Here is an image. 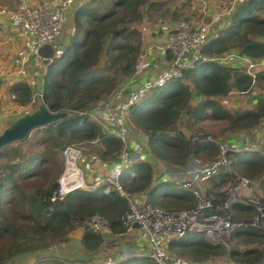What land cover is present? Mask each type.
Masks as SVG:
<instances>
[{
    "label": "trees",
    "instance_id": "16d2710c",
    "mask_svg": "<svg viewBox=\"0 0 264 264\" xmlns=\"http://www.w3.org/2000/svg\"><path fill=\"white\" fill-rule=\"evenodd\" d=\"M164 5L162 0H85L74 13L72 31L64 49L58 54H55L53 44L42 49L47 59H51L44 77L41 101L51 110L68 111L69 115L39 127L42 135L38 145L43 148L23 153L21 148L8 144L0 149V156H11L3 164L4 171L0 174V240L5 239L9 243L5 251L0 252V262L46 249L53 239L65 241L81 226L85 228L82 236L84 246L96 249L103 243L104 233L96 232L88 225V220L95 213L105 215L115 232L124 229L120 218L128 207V201L115 189L108 192L105 186L76 189L59 203L51 202L49 196L58 186L62 171L61 164L55 171V164L59 163V148L68 143L99 138L98 146L91 153L105 161L118 159L122 141L106 133L87 111L104 97L105 92H112L123 77L139 69L143 36L135 23L143 18L145 11L152 13L151 10L161 9ZM173 14L176 18L181 12L175 10ZM231 18L229 26L217 34L212 35L211 32L204 48L206 60L186 70L184 78L171 79L131 108V121L145 136L150 152L168 163L187 164L193 159L204 161L203 158H215L219 152L217 143H195L184 132L179 126L183 111L197 121H227V128L231 130L250 128L264 121V94L253 108L245 109H230L220 99L234 89L250 91L256 82L264 80V68L257 72L254 80L241 67L214 59L229 49L264 58V0H241ZM104 53L106 57L101 66L99 63ZM186 79L193 82V86ZM193 90L200 92L203 98L191 107ZM10 92L19 105L32 101L34 94L26 80L14 81ZM229 158L232 170L221 174V180L216 181L215 186L235 180V172L241 170L250 176H262L264 187V156L259 151L229 152ZM40 176L47 178L43 182L39 178L36 183L29 184L31 178ZM121 179L129 192L148 190L149 200L153 203L169 208L195 204V195L174 180L155 182L152 161H134L125 168ZM233 207L250 215L255 211L249 204L236 203ZM197 233L188 232L183 237H175L169 247L181 249L179 252L202 264H209L206 262L208 258L226 252L237 260L264 264L263 247H235L227 251L223 245L210 242ZM194 235L199 237L196 241ZM234 235H246L264 243V230L253 225L239 226ZM185 245L184 251L182 247ZM35 264L73 263L57 256H42ZM118 264L158 263L148 255H134Z\"/></svg>",
    "mask_w": 264,
    "mask_h": 264
},
{
    "label": "built area",
    "instance_id": "2783aa9c",
    "mask_svg": "<svg viewBox=\"0 0 264 264\" xmlns=\"http://www.w3.org/2000/svg\"><path fill=\"white\" fill-rule=\"evenodd\" d=\"M77 0H16L14 5H0V25L8 19L16 27V34L23 38L25 54L15 58V62L24 64L33 56L44 62L47 57L42 49L54 44L63 36L69 16L74 13ZM207 7L208 0H200ZM73 9V10H72ZM219 13L216 14L218 17ZM212 22H195L180 19L168 26L165 41L160 46L161 52L169 56L168 62L158 76L137 87H130L129 82H119L114 90L101 98L98 103L88 109L89 116L98 122L106 133L117 136L123 143L114 167L102 174L88 178L80 160L84 150L75 144L63 149L65 169L58 186L49 199L53 203L63 202L68 193L76 189H96L105 186V191L117 190L128 201V207L120 220L124 226L122 234H128L139 226L147 236L150 256L158 264H175L170 250V241L183 237L188 232H198L208 241L229 246L239 226L253 225L261 230L264 225V200L255 192L257 186L247 176H238L230 183L225 192H208L201 182L207 178L221 174L225 169L231 170L229 152L257 150L264 156V144L253 142L238 143L211 134H197L193 140L213 141L219 145V154L209 161L193 159L187 164L172 165L170 179L195 195V204L183 208H167L149 200L148 190L129 192L121 179L122 173L137 160H147L150 149L145 136L131 121V108L139 100L155 89L167 84L173 78H184L185 71L193 68L199 61L207 59L205 45L210 39ZM214 59L235 63L246 73L256 78L257 72L264 68V58L253 57L240 51L229 49L218 54ZM137 69L136 72H139ZM232 92H238L233 90ZM231 92V93H232ZM42 95V90L36 92ZM185 115L183 112L181 117ZM99 138L93 140L97 143ZM232 181V180H231ZM236 203L254 206L251 216L237 218L230 211ZM88 225L96 232L112 231L109 219L95 213L90 217ZM136 252L125 247L115 253L101 255L95 259L66 260L73 264H118L120 261L134 256ZM209 264H219L209 262ZM225 264H253L247 260L228 257Z\"/></svg>",
    "mask_w": 264,
    "mask_h": 264
},
{
    "label": "crops",
    "instance_id": "0c3cea01",
    "mask_svg": "<svg viewBox=\"0 0 264 264\" xmlns=\"http://www.w3.org/2000/svg\"><path fill=\"white\" fill-rule=\"evenodd\" d=\"M35 2H39L42 0H34ZM85 0H77L78 4H82ZM241 0H208L207 7L204 8L203 4L200 0L190 1L191 3V13L192 20L195 22H202L204 20L209 21L210 17H212V26L211 32L213 34L219 33L222 29L229 26L232 22L231 14L234 11V8L239 4ZM13 3V4H12ZM16 0H12V2L6 0H0V5H14ZM181 8L178 5L173 4L170 5V9L174 12L178 10V12H183V10L187 7V5L180 4ZM173 7V8H172ZM183 7V8H182ZM73 10V9H72ZM75 10V9H74ZM188 10V8H187ZM190 11V10H189ZM152 13H148L145 11L143 18L135 23L143 36L142 43V52L139 56V72H135L132 75L125 76L121 81L129 82L130 87H137L140 84L152 80L158 76L161 72L162 68L168 62L169 56L164 55L160 46L165 41V33L168 26L173 25L176 20H163L154 19L153 10ZM216 17V14H218ZM74 13L69 16L68 20V30L72 31V24L70 22L73 21ZM174 17V16H173ZM191 17V16H190ZM71 20V21H70ZM70 23V25H69ZM69 25V26H68ZM16 27L10 22V20L6 19L5 24L0 25V74H3V77H7L11 80H26L28 81L32 88L33 93L37 91H41L44 83V77L48 70L49 60L47 59L44 62L36 60L33 56L24 64L15 62V58L19 55L25 54V47L23 45V38L17 36ZM68 31V32H69ZM67 44H53L55 47V54L59 53L62 49H64ZM238 51V50H237ZM264 60V59H263ZM229 64L230 62L226 61L224 64ZM232 65H236L235 63H230ZM263 68V67H262ZM235 90V89H234ZM237 91V90H236ZM232 93L235 94L232 98ZM229 93V96L220 97V99L228 106L230 109H241V108H253L258 99L263 96L262 90L258 88L256 85L252 87V89L248 92H232ZM193 94L197 98V101L203 98V95L197 90H193ZM225 98L227 100L225 101ZM198 103V102H197ZM14 104V103H13ZM193 104V98H192ZM10 106V105H9ZM12 107H16V105H12ZM1 115V114H0ZM217 120V119H215ZM224 121V120H223ZM227 122V121H225ZM228 125V122H227ZM182 128V127H181ZM183 129V128H182ZM184 130V129H183ZM186 134L189 136L188 132L184 130ZM221 138L228 139L233 142L238 143H246L253 142L259 145L264 144V121L261 123L252 126L250 128L245 129H237L231 130L230 128H224L223 132H221ZM147 160L152 161L154 165V179L155 182L161 179H170L172 175V165L166 162L165 160L154 156L151 152ZM210 159H206L204 161H209ZM117 160L105 161L101 159L99 156L93 155L91 158L87 159V163L89 167L93 169L94 174H102L114 167V164ZM231 168V166H230ZM229 168L225 169L221 174L228 173ZM232 170V169H231ZM221 174L211 176L207 178L205 181L201 182L202 187L206 190H212L214 192H219V189L224 188V185L215 186L216 181L219 182L221 180ZM258 182H261V180ZM260 191L264 193V187L261 184ZM243 204V203H242ZM240 211L239 208H236ZM245 212V211H243ZM246 213V212H245ZM249 216V215H247ZM84 227H78L74 231H72L67 240L60 242L59 245H56L55 248H52L47 251L45 254H37L36 252L26 254L17 255L14 258L6 260L3 264H33L37 260L45 255L52 254L53 256H57L64 260H78V259H86L91 260L95 259L101 255L115 253L125 247H129L136 252L135 255H145L149 250V242L144 231L136 226L131 232L128 234H122V231L115 232L112 229L110 232H106L103 235L104 241L101 243L96 249L91 250L87 249L83 242L82 236L84 234ZM198 234V233H197ZM199 235V234H198ZM200 236V235H199ZM199 237L193 236L194 241H196ZM80 241V245L75 247L76 251H72L73 248L70 244H76ZM185 251L186 245L182 247ZM173 254V259L175 264H202L197 259L187 255L185 253H181V249L174 248L171 249ZM50 253V254H48ZM33 254V256H32ZM78 255V257H74ZM34 257V260H32Z\"/></svg>",
    "mask_w": 264,
    "mask_h": 264
},
{
    "label": "rangeland",
    "instance_id": "374dc122",
    "mask_svg": "<svg viewBox=\"0 0 264 264\" xmlns=\"http://www.w3.org/2000/svg\"><path fill=\"white\" fill-rule=\"evenodd\" d=\"M9 1V0H6ZM164 1L165 5L161 8V9H157V10H153L154 14V19H160L162 18L163 20H173L175 19L176 21L180 20V19H189L192 20V13H191V2L193 0H162ZM10 2H12V0H10ZM13 4V3H12ZM176 4L179 6H181L180 4H184L187 5V7L183 10V12H181V14L174 18V12L170 9V5ZM79 4L76 1L75 5H74V13L76 12V9L78 8ZM173 8V7H172ZM181 8V7H179ZM183 8V7H182ZM188 8V10H187ZM190 10V11H189ZM191 16V17H190ZM73 19V18H72ZM210 20H212V17H210ZM209 20V21H210ZM71 21V20H70ZM72 24V22H70ZM69 23V25H70ZM68 25V26H69ZM68 27L66 26V29L64 31L63 36L60 37L59 40H57L54 44H64L67 42L69 36H70V31L68 32ZM106 57V53H104L102 55V59L101 62L99 63L101 66L102 64H104V60ZM3 74H0V134L2 133V131L9 126L13 121H15L16 119H18L20 116L28 113V112H32L35 109H37L40 106L41 98L40 96L34 92L33 94V99L32 101H30L27 104H23V105H19L16 104V100H15V95L13 93L10 92V87L12 85V83L15 81L8 79L7 77H3ZM186 81L191 82L190 80L186 79ZM193 82H191L192 84ZM255 85L260 88L262 90V93L264 94V80L260 81V82H256ZM193 86V84H192ZM104 88V87H103ZM110 92V91H109ZM109 92H105L104 96H106V93L108 95ZM229 96V95H228ZM233 96H235V94L232 93V96H230L229 98H232ZM192 98H193V104L191 105V107H194L197 105V98L195 97L194 94H192ZM227 100V98H225V101ZM99 101V100H98ZM98 101L96 103H98ZM14 103V104H13ZM95 103V104H96ZM11 104L14 106L16 105V107H12ZM93 104V105H95ZM10 105V106H9ZM185 113V115H183L182 117H180L179 120V126H181L184 130H186L189 134V136L192 138V140H195L194 137L197 134H211L215 137H221L222 134L221 132H223L224 128L228 127L227 122L223 121V120H215V119H204V120H195L194 117H192L191 115L187 114L186 111H183ZM133 123V122H132ZM42 135V129L35 128L30 135H28L26 138L22 139V140H17L13 143H11L9 146L12 147H18L22 149L23 153H29L31 150H35L39 147H42V145H38L39 139ZM201 142V141H200ZM213 142V141H211ZM198 143V142H197ZM216 143V142H215ZM69 144H75L77 146H80L84 152L85 155L82 157V159L80 160L81 165L83 166V168L86 171V176L88 178L95 176L93 169L91 167H89L88 163H87V159L91 158V156H93L94 154H92L91 152L94 151L95 146H98L99 141L97 143H93V140L91 139H84L81 141H75V142H70ZM66 145V146H67ZM43 148V147H42ZM65 147L63 146L62 148H59L58 151V160L59 163H57V165L55 164V171L58 170L60 164L62 167V171L59 174L58 180L62 174V172L65 169V160H64V156H63V149ZM96 154V153H95ZM209 154V153H208ZM219 154V152H217L215 154V156L217 157V155ZM205 155V154H204ZM215 157V158H216ZM11 158V156H0V174L4 171V167L3 164L8 161ZM206 158V157H205ZM200 159V158H198ZM210 160L214 159V158H209ZM202 160H206V159H202ZM235 172V171H234ZM235 174H237L236 177L238 176H247L249 177L251 180H253L257 186V189L255 188V192L257 194H259L261 197L264 198V193L262 191L259 190V188H261V182H258V180H261V177L259 174H253V176H250V174L248 172H243L241 170L235 172ZM40 178V180L43 182L46 180V176H40V177H33L31 178L28 182L29 184L31 182L36 183V181ZM232 181H228L227 184H225L224 188L219 189L220 192H225L228 185L230 183H232ZM110 188L113 189V186L110 185ZM208 192H213L212 190H207ZM163 206V205H162ZM166 207V206H164ZM169 208V207H167ZM233 215H235L237 218H242V217H246L247 215L251 216L248 213H245L243 211H239L236 208H232V210L230 211ZM90 220V219H89ZM88 220V222H89ZM262 229H264V225L262 226ZM62 241V240H61ZM58 239H53L51 241V243H49L48 247L45 249H39V251H36L37 254H45L46 250L49 251L52 248H55L56 245H59L61 242ZM8 241L5 239L0 240V252L5 251L7 245H8ZM80 245V241L78 240V243L76 244H70V246L73 248L72 251H76L75 247H78ZM253 246H260L264 248V243H260L258 241H254L252 238L243 235V236H239L237 237L236 235H234L231 238L230 241V245L229 246H224L225 249L228 251L230 248H247V247H253ZM52 251V250H50ZM31 253H35L34 251ZM29 254V252H27V255ZM32 254V256H33ZM50 254V253H48ZM188 255V254H187ZM47 255H45L44 257H46ZM48 256H53L52 254L48 255ZM74 257H78V255L74 256ZM229 255L227 254V252L225 254H221V255H216V256H212L210 258H208L206 260V262H216L219 264H225L227 259H228ZM194 258V257H193ZM34 260V257L33 259ZM38 260V258L36 259ZM6 260H3L0 262V264H3ZM35 264V263H33Z\"/></svg>",
    "mask_w": 264,
    "mask_h": 264
},
{
    "label": "water",
    "instance_id": "95a60500",
    "mask_svg": "<svg viewBox=\"0 0 264 264\" xmlns=\"http://www.w3.org/2000/svg\"><path fill=\"white\" fill-rule=\"evenodd\" d=\"M69 115L68 111H53L44 102L7 126L0 134V149L17 140L26 138L38 127L46 126Z\"/></svg>",
    "mask_w": 264,
    "mask_h": 264
}]
</instances>
